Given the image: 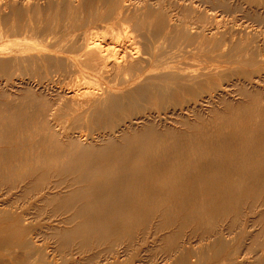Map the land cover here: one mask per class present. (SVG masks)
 <instances>
[{"label": "bare ground", "instance_id": "6f19581e", "mask_svg": "<svg viewBox=\"0 0 264 264\" xmlns=\"http://www.w3.org/2000/svg\"><path fill=\"white\" fill-rule=\"evenodd\" d=\"M231 1L82 0L77 6L66 1L55 3L58 9L50 17L38 0H0V44L10 42L0 46V86L14 91L21 84L35 87L37 79L45 88L80 78L75 88H55L54 100L33 104L32 112L26 102L24 107L10 102L0 115V146H9L0 149V185L20 187L28 201L40 203L30 212L0 204V223L11 225L30 264H115L114 251L113 257L89 263L66 252L127 238L153 219L196 223L264 197V94L251 91L257 88L254 81L264 83V30L259 29L264 13L258 11L251 25L239 29L240 20L232 15L240 6ZM228 20L230 27L223 24ZM98 22L111 24L110 43L98 40L97 31L79 34ZM180 58L188 62L179 63ZM237 64L251 69L243 81L234 80L242 71L229 68ZM232 89L250 103L202 137L175 134L171 141L152 125L136 129L139 122L151 124L157 112H178V92L193 93L194 99L186 98L190 111ZM151 99L158 101L156 108ZM52 221L68 228L46 226ZM214 233L198 232L200 242L211 241L198 255L183 242L173 245L178 255L173 264H202L209 252L218 258L227 243L222 231ZM9 242L0 235L1 249ZM252 248L256 264H264L263 242Z\"/></svg>", "mask_w": 264, "mask_h": 264}, {"label": "rangeland", "instance_id": "374dc122", "mask_svg": "<svg viewBox=\"0 0 264 264\" xmlns=\"http://www.w3.org/2000/svg\"><path fill=\"white\" fill-rule=\"evenodd\" d=\"M47 3L45 2V0H38V3L40 4L43 13H49V15H53V13L55 14V12L58 9V6L56 4H59V2L61 4H63L66 1L71 2L73 5H78L79 1L81 2L82 0H46ZM75 1V2H74ZM169 1V0H168ZM172 1V0H170ZM56 5V9L53 10V8H55ZM231 2H233L234 5H238L240 6V10L241 12H238L233 14L232 16L234 18L239 19L240 21L238 22V24H240L241 26H239V29L241 28L242 30H244V27L251 25L252 23V18L254 17V15L257 14L258 11H260V13H264V0H232ZM237 2V3H236ZM42 3V4H41ZM51 3V5H53V8L48 11L47 8ZM259 3H262L263 5H259ZM46 4V5H44ZM76 5V6H77ZM246 5V6H245ZM45 6V8H44ZM252 8V9H251ZM261 8V9H260ZM244 9V10H243ZM254 9V10H253ZM249 10V11H248ZM53 12V13H52ZM250 13V14H248ZM50 15V17H51ZM245 15V16H244ZM244 16V17H243ZM253 16V17H252ZM240 17V18H239ZM246 18V19H245ZM249 18V19H248ZM244 21V22H243ZM213 23V22H212ZM209 23L207 26V28H213V24ZM230 25H229V24ZM228 23H223L225 24L226 27H230L231 21L228 20ZM244 23V25H243ZM248 23V25L246 24ZM102 26H100V25ZM105 26H104V25ZM107 24V25H106ZM228 24V25H227ZM99 25V26H97ZM196 25V26H195ZM253 25V24H252ZM91 26V27H90ZM88 27H84V29L79 30V34L88 31L89 33H94L95 31H97V35L99 37H97L98 40L104 38V40H100L104 43H108L109 40H111V34L109 35V33H106V31L109 30V28H111V24L108 23H101L98 22L94 25H90ZM108 26V27H107ZM201 26V23H196L194 24L195 28H198ZM244 26V27H243ZM94 27V28H93ZM105 27V29H104ZM255 27V26H254ZM93 28V29H92ZM98 28V29H97ZM103 28V29H102ZM97 29V30H95ZM260 30L263 29L264 27H260ZM101 30V31H100ZM196 29H193V32ZM91 31V32H90ZM93 31V32H92ZM77 32V33H78ZM81 32V33H80ZM101 33V34H100ZM103 33L105 34L103 36ZM102 36V37H101ZM109 36V37H108ZM101 37V38H100ZM107 38V41L105 42ZM109 38V39H108ZM111 41H109L110 43ZM3 44H0V46H9L10 42L5 41L2 42ZM6 43V45L4 44ZM8 43V44H7ZM181 61L178 60V62H188L185 59L180 58ZM229 67V66H228ZM237 68L238 70L242 71L240 72V75L237 77H234V80H244V72H250L251 69L246 66V65H233L230 66L229 68ZM198 68V66L196 67ZM248 70V71H247ZM72 78H69L67 80H64V82H69V83H63L62 81V85L64 89H69V88H75L74 85L78 83V80L76 77H73V84H70L71 81H69ZM75 79V80H74ZM37 79L33 80L32 82H35V87L31 86V87H24L25 85L21 84L19 86H16L14 89V91L12 89L6 88L5 86H0V115H2L4 113L5 110V106L8 103H12L13 105H20V107H24L26 106L27 111L28 112H32L33 111V104L34 106L37 105L38 103H40V105H46L49 102V100H54V96L56 95L55 88L58 87H62V85L58 82H55L52 84H47L46 83V88H43V86L41 84L38 83ZM77 80V81H76ZM214 81H216L217 83H219V81L215 78ZM0 82H2V80H0ZM32 84V85H34ZM40 86H38V85ZM72 85L71 87L69 86ZM255 85V87L257 88H250L251 91L253 90L254 92H258L257 89H259L260 91H262V93L264 94L263 90H264V83H260L258 81H254L253 83ZM50 85L53 86V89L50 87ZM55 85V86H54ZM58 85V86H57ZM23 86V87H22ZM57 86V87H56ZM69 86V87H67ZM39 87V88H38ZM67 87V88H66ZM263 87V88H262ZM19 88V89H18ZM35 88V89H33ZM41 88V89H40ZM50 88V91H49ZM261 88V89H260ZM5 89V90H4ZM24 89V90H23ZM45 89V90H44ZM40 90V91H39ZM42 90V91H41ZM47 90V91H46ZM52 90V93H51ZM205 91H208L207 88L204 89ZM46 93H45V92ZM54 91V92H53ZM231 91H235L234 93H229L230 91H225L226 96H221L220 98H216V99H211V104L210 103H206V102H202V104L196 103V108L193 110H187V104L186 102L188 100H192L194 99V95L191 91H184V92H178L174 95V99L175 101L179 104V107L177 108L178 112H176L175 114H171V112L168 110V112H157L155 114V116H153V118L150 119V122H152L151 124H146V123H142L139 122L136 125V129L141 130L148 126H153L155 128H159L158 130L156 129V131L161 134V132L163 131V134L166 135V137L170 138V140L172 141L174 138V135L176 134V137H181L184 139H188V138H199L204 136L205 133H208L209 131L214 130L215 128H217L219 125L221 124L224 119L226 118V116H230V114L237 112L240 107L241 104L242 106H246L244 104H248L250 103L249 101H251L250 97H245L241 94V92H238L237 89H232ZM44 92V93H43ZM9 93L10 96H9ZM13 93V94H12ZM19 93V94H18ZM48 93V94H47ZM16 94V95H15ZM13 95V96H12ZM21 95V96H20ZM50 95V96H49ZM214 96V94H212ZM236 95V96H235ZM20 96V97H19ZM48 96V97H47ZM12 97V98H10ZM15 97V98H14ZM224 97V98H223ZM242 97V98H241ZM10 98V99H8ZM17 98V99H16ZM188 100H187V99ZM190 98V99H189ZM11 100V101H10ZM13 100H15L16 102L13 103ZM180 100V101H179ZM220 100V101H218ZM249 100V101H248ZM23 101V102H22ZM36 101V102H35ZM151 103L153 104V106L156 108L158 106V101L155 99H151L150 100ZM246 101V102H245ZM22 102V103H21ZM26 102V103H25ZM231 102V103H230ZM241 102V103H239ZM248 102V103H247ZM19 103V104H18ZM26 105H25V104ZM206 103V105L204 104ZM28 105H30V107H28ZM211 105V106H209ZM218 105V106H217ZM220 105V106H219ZM198 106V107H197ZM207 108V111H205V109ZM210 108V109H209ZM228 108V109H227ZM238 108V110H237ZM180 109V110H179ZM219 109V110H218ZM184 111V112H183ZM225 113H223V112ZM228 111L230 113H228ZM195 112V113H194ZM170 115H167V114ZM192 113V114H191ZM197 113V115H196ZM207 113V114H206ZM226 113H228L226 115ZM31 114V113H30ZM180 116H179V115ZM191 114V115H190ZM194 114V115H193ZM200 114V115H199ZM205 114V115H204ZM178 117H176V116ZM187 115V116H186ZM210 115V116H209ZM165 116V117H163ZM174 116V117H173ZM182 116V119L180 120ZM208 118H207V117ZM213 116V117H212ZM185 117V118H184ZM193 117V118H191ZM206 117V118H205ZM222 117V119H221ZM178 118V119H177ZM158 119V120H157ZM215 119V120H214ZM154 120V121H153ZM165 120V121H164ZM196 120V121H195ZM200 122H198V121ZM223 120V121H222ZM164 121V122H163ZM180 121V122H179ZM182 121V122H181ZM192 121V122H191ZM154 122V125H153ZM169 122V123H168ZM173 122V123H172ZM197 122V123H196ZM214 122V123H213ZM219 122V123H218ZM141 123V125H140ZM185 123V124H184ZM201 123V124H200ZM172 124V125H171ZM199 124V125H198ZM207 124V125H206ZM217 124V126H216ZM140 125V126H139ZM171 125L172 127L169 128V126ZM181 125V126H180ZM211 125V127H210ZM158 126V127H156ZM163 127V128H162ZM207 127V128H206ZM165 128V130H164ZM205 128V129H203ZM161 129V130H160ZM171 129V130H170ZM174 129V130H173ZM178 129V131H177ZM207 129V130H206ZM203 130V131H202ZM166 131V132H164ZM182 131V133H181ZM184 131V132H183ZM186 131V132H185ZM188 131V132H187ZM197 131V132H196ZM177 132V133H176ZM170 133V134H168ZM174 133V134H173ZM189 133V134H188ZM191 133V134H190ZM199 133V134H198ZM196 134V135H195ZM188 135V136H187ZM5 146V147H4ZM8 146V145H7ZM9 147V146H8ZM6 147V145H2L0 146V149H6L8 148ZM8 188V189H7ZM1 186L0 185V190L1 191V195H3V198H0V204L4 203L7 206H12V207H16V209L21 208V210L23 209L24 211H29L31 210L32 205H38L40 203H35L34 201H28L26 198V194L24 193V191L19 187L17 189H12L10 186L8 187ZM11 188V189H9ZM20 190V191H19ZM17 191V192H15ZM15 192V193H14ZM20 195H19V194ZM12 194V195H11ZM7 195V196H6ZM18 197H16V196ZM9 197V198H8ZM15 197V198H13ZM23 197V198H22ZM5 198V199H4ZM18 199V200H17ZM4 200V201H3ZM16 200V201H15ZM257 201L255 203H252L254 201L250 200L245 202L243 205H237L238 207L232 206L230 210L226 211L225 214H223L221 217H217V218H207L205 220L196 222V223H185L184 221L180 219H178L177 221L173 222V223H168L165 221H160L157 219H153L151 220L146 226L142 227V228H138L136 229L134 232V234L132 236L129 237H124V238H116L115 241L113 240L112 242H105L102 243L100 245H92L86 249H77L76 246L72 247L71 249L67 250L66 253H70V255H68L67 257L69 258V256H73V258L76 261H83V262H91L93 260H95L94 258L97 257L98 261H103L105 260L107 257L112 256V251H114L115 255H117L116 261L114 262L115 264H173L175 262L174 259L178 258V255L175 253V251L172 249L173 245H176L177 242H183L186 245H184L185 247H190L193 255H198L199 252L207 245L210 244L211 241H205V242H200V237L199 234H203L205 232V236L211 235V234H215L214 232H216V230L219 229V231H222L224 234V241L227 243V249L223 250L221 252V255L218 258H213L212 255H214V252H209V255L207 259V262H204L202 264H237V263H241V264H256L257 262V255L254 252L255 248H252V246L255 245V243H258L259 241L263 242L264 244V235L261 234L262 231H264V197H260L258 199H256ZM14 201V202H13ZM21 201V203L19 202ZM23 201V202H22ZM28 201V202H27ZM30 202V203H29ZM10 203V204H9ZM28 203V204H27ZM259 203V205H258ZM15 204V205H13ZM27 204V205H26ZM31 204V205H30ZM249 204V205H248ZM18 205V206H17ZM21 205V206H20ZM24 205V206H23ZM29 205V206H28ZM248 207H247V206ZM29 209H28V207ZM26 209V210H25ZM258 209V210H257ZM22 210V211H23ZM243 212V213H242ZM242 213V214H241ZM248 213V214H247ZM252 213V214H251ZM250 214V215H249ZM255 214V215H254ZM236 215V216H235ZM231 216V217H230ZM235 216V217H234ZM233 217V218H232ZM230 218V219H229ZM241 218V219H240ZM64 219V217H63ZM209 219V220H208ZM226 219V220H225ZM53 221H56L53 220ZM48 222L46 223L49 224L48 226H56L57 228H61V229H66L68 228V226H63V225H59L57 222ZM153 221V225L152 222ZM204 221V222H203ZM213 223H212V222ZM215 221V222H214ZM220 223H219V222ZM244 221V222H243ZM159 222V224L157 225V223ZM177 222V223H176ZM236 222V225H235ZM242 222V223H241ZM55 225H53V224ZM156 225H155V224ZM162 223V224H161ZM168 223V224H167ZM175 223V224H174ZM183 225H182V224ZM223 223V224H222ZM251 223V224H250ZM8 225L2 224L0 223V229L5 228L4 229V233H0L1 236H6L7 238L10 239V242L5 246V248L1 249L0 248V262H4L7 264V262L9 264H30L29 263V257L25 254L24 250H22L21 248L19 249L18 243H16V239L14 238L15 236H13V232L11 231V225H9V223H6ZM58 224V225H56ZM151 224V226L149 225ZM177 224V225H176ZM189 224V225H188ZM196 224V225H194ZM199 224V225H198ZM202 224V225H201ZM220 224V225H218ZM5 225V226H4ZM148 225L150 227H148ZM161 225H163L161 227ZM179 225H182L179 226ZM221 225H223L222 227H220ZM155 226V227H154ZM158 226V227H157ZM178 226V227H177ZM195 226V228H194ZM198 226V227H197ZM260 226V228H259ZM2 227V228H1ZM63 227V228H62ZM66 227V228H65ZM154 227V228H153ZM175 227V228H174ZM247 227V228H246ZM262 227V228H261ZM147 228V229H146ZM148 228H151L148 229ZM172 228V229H171ZM188 228V229H187ZM191 228V229H190ZM218 228V229H217ZM144 229V230H142ZM186 230L185 231H183ZM193 229V230H192ZM195 229V230H194ZM206 229V230H204ZM234 229V230H233ZM248 229V230H247ZM250 229V230H249ZM142 230V231H140ZM148 230V231H147ZM158 230V231H156ZM166 230V231H165ZM176 230V231H175ZM202 230V231H201ZM251 230H253L252 232H250ZM257 230V232H256ZM139 231V232H138ZM181 231V232H180ZM190 231V232H189ZM195 231V232H194ZM207 231H209V233H207ZM227 231V232H226ZM157 232V233H156ZM171 232V234H170ZM174 232V233H173ZM177 232V233H176ZM179 232V233H178ZM199 232V234H198ZM211 232V233H210ZM249 232V233H248ZM148 233V234H146ZM166 233V234H165ZM193 233V234H192ZM231 233V234H230ZM236 233V234H234ZM259 233V237L256 236V234ZM136 234H138L136 236ZM142 234V235H141ZM162 234V235H161ZM186 237H185V235ZM188 234V235H187ZM147 235V236H146ZM152 235H157L159 237H155ZM164 235V236H163ZM190 235V236H189ZM198 235V236H197ZM142 236V237H141ZM193 236V237H192ZM197 236V237H196ZM236 236V237H234ZM261 236V237H260ZM162 237V238H161ZM164 237H166V239H164ZM170 237V238H169ZM188 237V238H187ZM230 237V238H229ZM129 238V239H128ZM136 238V239H135ZM139 238V240L137 239ZM182 238V239H181ZM199 240H198V239ZM118 239V240H117ZM189 239V240H188ZM124 240V242H123ZM182 240V241H181ZM193 240V242L191 241ZM257 240V241H256ZM259 240V241H258ZM126 241V242H125ZM162 241V242H161ZM185 241V242H184ZM197 241V242H196ZM256 241V242H255ZM123 242V243H122ZM134 242V243H133ZM136 242V243H135ZM188 242L190 244H188ZM199 242V244H198ZM249 242V243H248ZM128 243V244H127ZM143 243V244H142ZM169 243V244H168ZM207 243V244H206ZM12 244V245H11ZM113 244V245H112ZM119 244V245H118ZM162 244H164L162 246ZM167 244V245H166ZM128 245V246H127ZM203 245V246H202ZM124 246V247H123ZM134 246V247H133ZM196 246V247H195ZM236 246V247H235ZM18 247V248H17ZM112 248V249H111ZM134 248V249H133ZM197 248V249H196ZM11 249V250H10ZM123 249V250H122ZM132 249V250H131ZM250 249V250H249ZM19 250V251H18ZM92 250V251H91ZM95 250V251H94ZM118 250V251H117ZM127 250V251H125ZM135 250V251H133ZM195 250V251H194ZM8 251V252H7ZM23 251V252H22ZM131 251L133 252L131 255ZM149 251V252H148ZM130 252V253H129ZM17 253V254H16ZM78 253V254H77ZM96 253V254H94ZM175 253V254H174ZM197 253V254H196ZM228 253V254H227ZM15 254V255H14ZM107 254V256H106ZM124 254V255H123ZM128 254V255H127ZM164 254V255H163ZM167 254V255H166ZM25 255V257H24ZM123 255V256H122ZM166 255V256H165ZM17 256V257H16ZM75 256V257H74ZM172 256V257H171ZM175 256V258H173ZM177 256V257H176ZM222 256V257H221ZM247 256V257H246ZM9 257V258H8ZM15 257V258H14ZM122 257V258H121ZM3 260H2V259ZM169 258V260H168ZM172 258V259H171ZM222 258V260H221ZM6 259V260H5ZM13 259V260H12ZM124 259V260H123ZM128 259V260H127ZM243 261L242 259H246L244 262H237V261ZM10 262H9V261ZM17 260V261H16ZM122 260V261H121ZM171 260V261H170ZM173 260V261H172ZM191 260L194 262L196 260V257H191ZM22 261V262H21ZM166 261V262H165ZM209 261V262H208ZM20 262V263H19ZM124 262V263H123ZM126 262V263H125ZM154 262V263H153ZM163 262V263H162ZM169 262V263H168Z\"/></svg>", "mask_w": 264, "mask_h": 264}]
</instances>
